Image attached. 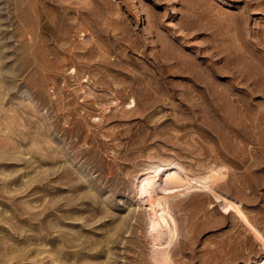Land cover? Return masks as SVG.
<instances>
[{"label":"rangeland","instance_id":"374dc122","mask_svg":"<svg viewBox=\"0 0 264 264\" xmlns=\"http://www.w3.org/2000/svg\"><path fill=\"white\" fill-rule=\"evenodd\" d=\"M165 259L264 264V0H0V264Z\"/></svg>","mask_w":264,"mask_h":264},{"label":"bare ground","instance_id":"6f19581e","mask_svg":"<svg viewBox=\"0 0 264 264\" xmlns=\"http://www.w3.org/2000/svg\"><path fill=\"white\" fill-rule=\"evenodd\" d=\"M154 172L156 173V170H154ZM155 173L145 175L140 182L139 189L140 192H149L148 198L151 207L149 210V231L153 242L156 245L168 246L173 241V239H175L177 225L175 218L169 208L167 194L164 190L166 187L163 188L160 186V188H156L155 186ZM220 176L212 172L206 176L205 179L208 178L211 180V182H215ZM183 181V177L175 172L169 173L165 180L167 184L172 183L177 185H183ZM160 264H169V261L165 259L163 262H160Z\"/></svg>","mask_w":264,"mask_h":264}]
</instances>
